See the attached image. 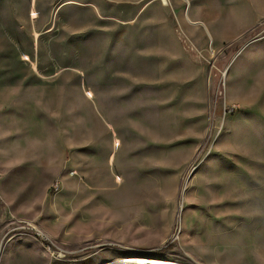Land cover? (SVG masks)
I'll return each instance as SVG.
<instances>
[{
    "label": "rangeland",
    "instance_id": "rangeland-1",
    "mask_svg": "<svg viewBox=\"0 0 264 264\" xmlns=\"http://www.w3.org/2000/svg\"><path fill=\"white\" fill-rule=\"evenodd\" d=\"M263 39L264 0H0V264H264Z\"/></svg>",
    "mask_w": 264,
    "mask_h": 264
},
{
    "label": "crops",
    "instance_id": "crops-1",
    "mask_svg": "<svg viewBox=\"0 0 264 264\" xmlns=\"http://www.w3.org/2000/svg\"><path fill=\"white\" fill-rule=\"evenodd\" d=\"M254 23L255 17L243 22L242 26L233 33L237 34L245 31V28L251 27ZM229 75L236 89L243 88L246 84L264 87V39L250 42L241 49L230 64ZM245 99L250 100L254 97L249 96Z\"/></svg>",
    "mask_w": 264,
    "mask_h": 264
},
{
    "label": "bare ground",
    "instance_id": "bare-ground-1",
    "mask_svg": "<svg viewBox=\"0 0 264 264\" xmlns=\"http://www.w3.org/2000/svg\"><path fill=\"white\" fill-rule=\"evenodd\" d=\"M60 255V254H59ZM131 261H145V262H155V263H161L164 264L165 262H163L162 260H157V259H147V258H138V259H133Z\"/></svg>",
    "mask_w": 264,
    "mask_h": 264
},
{
    "label": "built area",
    "instance_id": "built-area-1",
    "mask_svg": "<svg viewBox=\"0 0 264 264\" xmlns=\"http://www.w3.org/2000/svg\"><path fill=\"white\" fill-rule=\"evenodd\" d=\"M65 252H68V251H65ZM63 256H65V254H64V252L62 251V253H61Z\"/></svg>",
    "mask_w": 264,
    "mask_h": 264
},
{
    "label": "water",
    "instance_id": "water-1",
    "mask_svg": "<svg viewBox=\"0 0 264 264\" xmlns=\"http://www.w3.org/2000/svg\"><path fill=\"white\" fill-rule=\"evenodd\" d=\"M168 264H176V263H173V262H169Z\"/></svg>",
    "mask_w": 264,
    "mask_h": 264
}]
</instances>
